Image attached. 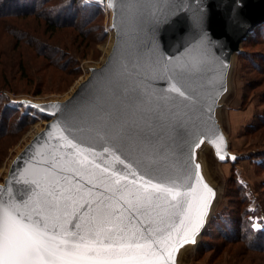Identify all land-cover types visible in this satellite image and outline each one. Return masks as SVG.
Here are the masks:
<instances>
[{"label": "water", "instance_id": "obj_1", "mask_svg": "<svg viewBox=\"0 0 264 264\" xmlns=\"http://www.w3.org/2000/svg\"><path fill=\"white\" fill-rule=\"evenodd\" d=\"M111 8L113 43L105 60L79 83L63 102L30 105L49 117L44 128L15 157L0 185V197L15 196L22 181L30 178L33 162L64 144L57 155L72 150L67 140L96 149L91 174L84 180L98 177L112 182L108 175L114 169L124 171V164L188 181L194 174L193 150L205 140L217 156H227L225 137L216 122L214 111L225 89L226 75L232 56L242 42L264 23V0H106ZM199 58L201 70L186 74L182 81L188 99L172 92L177 66ZM165 66L168 71H165ZM31 106V107H29ZM86 113L95 124H123L128 137L112 139L97 134L95 128L81 130L71 118ZM97 116L103 117L97 120ZM69 120L73 129L64 127ZM60 124V127L54 125ZM107 128H105V131ZM109 147L105 153L103 149ZM106 169L107 172L102 171ZM121 187L127 196L133 187L130 177L121 176ZM106 187L101 185V190ZM197 195L203 196L202 223L187 240L201 234L207 225L211 194L199 184ZM98 192L100 190H97ZM119 196V194H118ZM131 199V197H129ZM112 203L126 214L130 207L123 200ZM141 219L145 217L141 216ZM184 228L173 231L167 247L171 257L182 242ZM198 235V236H199ZM172 258L166 260L171 264Z\"/></svg>", "mask_w": 264, "mask_h": 264}, {"label": "rangeland", "instance_id": "obj_2", "mask_svg": "<svg viewBox=\"0 0 264 264\" xmlns=\"http://www.w3.org/2000/svg\"><path fill=\"white\" fill-rule=\"evenodd\" d=\"M0 1L6 5L2 12L29 5L26 0ZM35 4L30 13L0 15V115L5 107L28 117L6 112L5 122L21 128L0 134V185L15 157L49 121L27 104L65 101L90 69L103 63L113 43L106 0ZM214 116L227 156L221 159L203 139L192 155L211 190L208 222L196 239L175 248L171 264H264V249L254 246L263 234L256 242L247 229L264 230V23L232 56Z\"/></svg>", "mask_w": 264, "mask_h": 264}, {"label": "snow or ice", "instance_id": "obj_3", "mask_svg": "<svg viewBox=\"0 0 264 264\" xmlns=\"http://www.w3.org/2000/svg\"><path fill=\"white\" fill-rule=\"evenodd\" d=\"M202 66L199 58L177 66L172 92L188 99L182 81ZM164 70L169 69L165 66ZM71 120L79 122L81 130L94 127L97 134L112 139L129 138L120 123L95 124L83 112ZM64 127L74 130L69 120ZM60 139L67 140L71 152L57 155L65 145H54L52 153L34 160L31 177L22 181L24 186L15 196L0 197V264H166L172 258L167 245L173 231L183 227L184 235L179 238L188 242V236L198 230L207 203L197 195L196 185L202 183L198 164L197 173L190 174L187 182L127 163L123 172H108L111 183L98 177L84 180L83 175L92 172L89 165L101 169L89 158L95 157L96 149L74 136ZM109 150L103 149L105 153ZM121 176L130 177L133 185L127 196ZM102 184L106 187L101 190ZM114 200L130 205L127 214Z\"/></svg>", "mask_w": 264, "mask_h": 264}, {"label": "trees", "instance_id": "obj_4", "mask_svg": "<svg viewBox=\"0 0 264 264\" xmlns=\"http://www.w3.org/2000/svg\"><path fill=\"white\" fill-rule=\"evenodd\" d=\"M27 1V3L29 4L28 6H26V7H22V9H16V10H12V11H8V12H2V10L4 9L3 7L4 6H6V5H4L3 6V4L1 3V1H0V13H2V14H0V15H3V14H19V13H30V12H33L34 10H35V8H36V4L35 5H33L34 4V0H32V3H31V0H26ZM3 8V9H2ZM25 8V9H24ZM259 26V25H258ZM12 112L13 114L12 115H15V116H18L17 115V110L16 109H13V108H5V107H3V108H1V115H0V134H4V132L5 133H7L8 132V130H18L19 128H21V126L17 123H6L5 122V116L7 115V113L6 112ZM27 115L25 114V115H23V116H18V117H20V119L21 118H23V117H25L26 119H28V117H26ZM22 120H25V119H22ZM18 128V129H17ZM240 228H242V226H240ZM244 228V227H243ZM247 229H249L250 230V233L252 232L253 234H252V236L254 237V239H255V241L257 242L258 240H257V237H259L260 238V236L263 234V237L262 238H264V230H258V231H256V232H253L252 231V229L251 228H248V226H247ZM257 234V236L255 237V235ZM246 243V242H245ZM258 244H260V245H257V244H254V246H256L255 248H258V249H264V239L262 240V241H260V243H258ZM246 245H248L249 247H251L250 246V244L247 242L246 243ZM253 249V248H252ZM254 250V249H253Z\"/></svg>", "mask_w": 264, "mask_h": 264}, {"label": "bare ground", "instance_id": "obj_5", "mask_svg": "<svg viewBox=\"0 0 264 264\" xmlns=\"http://www.w3.org/2000/svg\"><path fill=\"white\" fill-rule=\"evenodd\" d=\"M111 37H112V36H111ZM111 40H112V39H111ZM108 45H109V44H108ZM110 48H111V43H110V46H109L108 51H107V53L105 54V56L109 53ZM105 50H106V49H105ZM105 50H104V51H105ZM193 163H194V161H193ZM193 165H194V164H193ZM194 167H195V165H194ZM194 172L197 173L196 167H195ZM203 173H204V171H203ZM203 173H202V174H203ZM204 175H205V173H204ZM198 176H199L200 180L202 181V183H200V185H201L202 187H205V186L207 187V185H206V181L208 180L207 176L205 175V177H206L207 180H205L204 176H203V175H200L199 172H198ZM198 235H199V234L195 235L194 238L196 239V238L198 237ZM175 250H176V249H175ZM175 250H174V251H175Z\"/></svg>", "mask_w": 264, "mask_h": 264}, {"label": "built area", "instance_id": "obj_6", "mask_svg": "<svg viewBox=\"0 0 264 264\" xmlns=\"http://www.w3.org/2000/svg\"><path fill=\"white\" fill-rule=\"evenodd\" d=\"M18 108V110H22L20 107H17Z\"/></svg>", "mask_w": 264, "mask_h": 264}]
</instances>
